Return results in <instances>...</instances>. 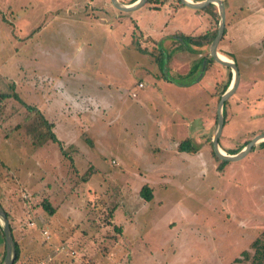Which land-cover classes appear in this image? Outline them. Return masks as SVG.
Here are the masks:
<instances>
[{"label": "rangeland", "instance_id": "obj_1", "mask_svg": "<svg viewBox=\"0 0 264 264\" xmlns=\"http://www.w3.org/2000/svg\"><path fill=\"white\" fill-rule=\"evenodd\" d=\"M243 1L227 12L235 41L218 46L233 53L226 57L240 75L224 103V149L264 133V14ZM109 2L0 0V91L34 106L58 139L31 145L15 128L26 110L16 100L0 103L1 183L16 200L47 197L56 206L20 264L44 255V264H249L244 252L252 255L264 228V148L233 161L213 156L216 106L231 71L213 61L201 77L200 67L185 77L207 48L179 52L169 43L203 34L213 18L206 8L173 10L170 0L129 12ZM87 3L95 16L83 11ZM252 5L264 8V0ZM199 128L190 141L197 150L180 151ZM143 186L151 199L140 196Z\"/></svg>", "mask_w": 264, "mask_h": 264}, {"label": "trees", "instance_id": "obj_2", "mask_svg": "<svg viewBox=\"0 0 264 264\" xmlns=\"http://www.w3.org/2000/svg\"><path fill=\"white\" fill-rule=\"evenodd\" d=\"M133 1H135V0H131L130 2H133ZM165 1L166 0H147L146 3H149L151 6L157 8L159 5H161ZM171 1L174 4L175 8L177 6L178 7L182 6V4L180 3L179 0H171ZM195 1H197V0H195ZM211 7L214 8V10L210 13L211 18H213L212 20L214 22L210 23V28L207 32H205L204 34L196 35V36H174V37H172L173 41L180 42V45L178 47L179 50H181L180 52H182V51L185 52V50H187V47H188V50L191 49V46L199 48V47L209 45V43L213 39L214 35L216 34L217 23H218V13H217V10L215 9V6L213 4H209L208 6H206L204 8L209 9ZM223 33H225V29H224ZM171 45H172V43H171ZM137 48H139V46ZM140 51L143 53L145 52V50L143 48H140ZM159 51H161L160 48H159ZM218 51L220 53H222L223 55L229 57V58H233L232 54H227V53L222 52L220 50H218ZM159 58H161V57H159ZM159 58H157V59H159ZM201 60H202V58H199L193 64V66L189 69L188 75H193L199 69V67L201 66V62H202ZM211 63H213V60L211 58L207 57V62H206L205 67L208 68L211 65ZM164 77L170 81L172 79L168 76H164ZM229 82H230V80L223 86L224 88L220 91V93L226 89ZM5 100L6 101L16 100L24 108V111L26 110L25 116L21 119L20 123L15 125V128L20 129V131H22L24 133V136L30 141L31 145L41 146L43 143H45L48 140H51L53 142L54 141L58 142L57 135L53 131L54 124L52 122L48 121L40 111H38L34 108V106H30V105L25 104L15 94L9 95V93H7L6 91H0V103L4 102ZM224 113H225V111L223 108V115H224ZM215 120H216V116H215ZM210 145H211V141H210ZM178 147H179L180 151L195 152L197 150L196 147L191 145V142L188 139L181 141L179 143ZM242 147H243V145L239 146L237 149L233 150L231 153L233 154V153L238 152ZM212 154L216 159H219L215 155L213 150H212ZM220 161L223 162L222 160H220ZM87 172L89 173L92 171L88 170ZM88 177L85 174H83L81 177H78L77 182H81V181L84 182L88 179ZM4 190L0 186V205L2 206V208L4 209V211L6 213V216L9 220V223H10L11 232H12L13 242H14V246H15V259H14L13 264H19V262L21 261L22 253H21V248L18 245L16 237L14 235V225L12 223L13 217H12L10 211L13 210L14 207L19 206L18 202L19 203L23 202L24 204L22 205V208H23L22 210L25 211V217H27V219L29 221H32L34 223L33 231L36 230L39 232L40 229L44 228L47 225V222L52 217V215L55 213L56 206H53V204L50 202V200L47 197H43V198L38 199L37 201L32 203V202L28 201L29 197H26L23 200L20 198H18V200H16V197L11 195L12 196L11 198H13V200H11L10 197L5 194L7 192V190L5 188H4ZM19 196H21V195H19ZM140 196L143 197L144 199H151L152 193L147 186H143V188L140 191ZM109 204L110 205H108V203H106V205H104V207H105L104 209L106 212V217L104 218V223L110 225L111 220H112L114 213H115L116 205L113 201H110ZM34 209H35V211H34ZM114 230L117 232H121L122 228L119 226L117 227L115 225ZM0 235H1V237L3 239V243H4V237H3V233H2L1 228H0ZM33 241H34V237H33ZM60 246H64V245L61 244ZM60 246H58L55 250L51 249L50 246H47V248H48V250L51 249L53 251H56V254H58V256H61V254L70 256L68 253L58 251L57 249ZM4 250H5V248H3L0 263H1L2 258L4 256ZM251 253H252V255L250 256L248 254V251L244 252V258H245V260H249V264H264V228L262 229L260 237L256 238L252 242ZM70 257H73V256H70ZM44 259H46V256L44 257ZM50 262H51L50 260L46 261V263H50Z\"/></svg>", "mask_w": 264, "mask_h": 264}, {"label": "water", "instance_id": "obj_3", "mask_svg": "<svg viewBox=\"0 0 264 264\" xmlns=\"http://www.w3.org/2000/svg\"><path fill=\"white\" fill-rule=\"evenodd\" d=\"M180 3L191 9H202L209 4H213L217 8L218 23L216 34L208 45V56L216 63L230 69L232 77L226 89L220 95L216 106L215 128L211 138V146L215 155L222 161L239 160L245 156L253 147V145L264 141V133L254 135L238 152L226 153L219 144V137L224 123L223 106L225 101L235 92L239 84V70L233 60L223 57L218 52V43L220 42L225 27V8L221 0H179ZM147 0H135L130 3H123L120 0H110L111 5L118 11L129 12L143 6ZM207 59L202 61L199 75L205 69ZM0 228L4 237V256L0 264H13L15 259V246L13 242L12 232L9 220L2 206L0 205Z\"/></svg>", "mask_w": 264, "mask_h": 264}, {"label": "crops", "instance_id": "obj_4", "mask_svg": "<svg viewBox=\"0 0 264 264\" xmlns=\"http://www.w3.org/2000/svg\"><path fill=\"white\" fill-rule=\"evenodd\" d=\"M110 1V0H109ZM131 0H128V1H125V0H121V2H123V3H129ZM171 1V0H170ZM222 2H223V4H224V8H225V23H226V20H227V12H229V10H231V11H233L232 10V4L235 2V0H221ZM244 3H242L243 5H245V6H252V8H251V12H254V13H257V15H262V14H264V8L263 7H261V6H253L252 5V3H255V0H244L243 1ZM110 3V2H109ZM89 3H87V4H85V6H86V10H85V6H84V8H83V11L86 13V14H88V15H90V16H95V15H92V12H91V10H89L88 9V7H87V5H88ZM171 4L173 5V7H172V9L173 10H176L177 8H180V6L178 7H174V4L172 3V1H171ZM110 5H111V3H110ZM112 6V5H111ZM215 6V5H214ZM237 6H238V4H237ZM186 7V6H185ZM97 8H100V7H97ZM112 8H114L113 6H112ZM115 9V8H114ZM191 9V8H190ZM215 9L217 10V8H216V6H215ZM116 10V9H115ZM214 10V8H209L208 9V11H209V13H211L212 11ZM227 10V11H226ZM111 12H113V11H111ZM114 13V12H113ZM231 13H233V12H231ZM109 15L111 14V13H108ZM109 15H107V16H109ZM211 15V14H210ZM111 16H112V14H111ZM111 16H109L110 18H111ZM246 18V17H245ZM210 22V21H209ZM239 20H238V24H239ZM111 24V23H110ZM231 25H234V23L233 22H231V24H228V23H226V25H225V27L226 28H224L225 29V33H223V36H222V38H221V40L223 39V38H229V36H230V40H231V42L234 40L235 41V39L233 38V35H230V30H229V27H231ZM209 28H210V23H209V25H208V27H207V29L203 32V34L205 33V32H207L208 30H209ZM168 38H166L165 40H167ZM220 40V41H221ZM238 40H239V38H238ZM233 41V42H234ZM152 42V41H151ZM172 42H174L173 44H174V46H175V50H179V44H178V42H175V41H173V38H169V43L171 44ZM168 43V44H169ZM220 43V42H219ZM219 43H218V46H219ZM192 47H194V46H191V49H192ZM195 49L197 48V47H194ZM202 48H207V50H206V53L204 54V55H200V53H198V55L200 56L199 58H202V60L201 61H203L205 58L207 59V57H209L208 56V46H203V47H199V48H197V49H202ZM218 49V48H217ZM190 50V49H189ZM188 50V47H187V50H185V52H187V51H189ZM180 52V51H179ZM219 52V51H218ZM220 53V52H219ZM220 54H222V53H220ZM231 54H232V56L234 57V55H233V53L231 52ZM207 55V56H206ZM225 56V55H224ZM198 58V59H199ZM196 62V61H195ZM194 62V63H195ZM193 63V64H194ZM193 64H192V66H193ZM161 64H159V63H155V67H158V66H160ZM201 65H202V62H201ZM191 66V67H192ZM190 67V68H191ZM206 68V67H205ZM200 69H201V66H200ZM200 69H199V72H198V77H199V73H200ZM165 70H166V68H165ZM204 71H205V69H204ZM203 71V72H204ZM203 75V73L200 75V77ZM163 76H165V74H163ZM186 76H188V74H187V72L185 73V77ZM190 79H192V76L190 77ZM138 81H142L143 83H144V81H143V79H139ZM172 81V80H171ZM176 81H177V79H176ZM141 82V83H142ZM191 83H192V81H190ZM190 82H187V83H183L184 85H186V84H189ZM138 83L139 82H137V84H136V87L140 90V89H143L144 88V86L143 87H138ZM239 84H240V79H239ZM239 84H238V86H239ZM238 86H237V88H238ZM136 87H135V90H136ZM130 94H131V96L132 97H136L137 95L136 94H138V93H136V91H134L132 88H131V91H130ZM132 94H135L134 96L132 95ZM224 108V107H223ZM210 109H211V105H210ZM216 121V120H215ZM224 124V123H223ZM223 128V127H222ZM195 132L192 134V135H190V136H187L185 139H188V140H195L196 141V139L197 138H199V136H201L200 134H198V131H201V128H199L198 130H194ZM221 134H222V130H221ZM254 136V135H253ZM252 136V137H253ZM220 137H221V135H220ZM220 137H219V139H220ZM251 137V138H252ZM250 138V139H251ZM249 139V140H250ZM200 140H201V138H200ZM249 140H246V141H244V142H238L237 144H234V145H231L230 146V148L231 149H224L221 145V148L226 152V153H229V154H232L231 152L233 151V150H235V149H237L239 146H244ZM264 141H261V142H259V143H257V144H255L256 146H258V147H260V149H259V151L261 150V147L262 148H264V143H263ZM220 144V143H219ZM254 146V145H253ZM248 154V153H247ZM246 154V155H247ZM263 154V153H262ZM245 155V156H246ZM263 156H264V154H263ZM244 157V156H243ZM242 157V158H243ZM0 179H2L1 177H0ZM8 182H5V183H1V181H0V186L3 188V190H4V188L6 189V190H8L5 194L7 195V196H9L10 197V199L11 200H13V198H11L12 196H11V194H9V192H11V190H9L7 187H6V184H7ZM5 191V190H4ZM23 208H22V206L21 205H19V206H16V207H14V209L13 210H11L10 211V213H11V215H12V217H13V219H12V223H13V225H14V235H15V237H16V240H17V243H18V245L20 246V248H21V253H22V255H21V261L19 262V264L23 261V259H25L26 258V254L23 252V247L25 246V244L26 243H32V238L35 236L34 234H33V227H34V223L32 222V221H29L28 219H27V217H25V211L24 210H22ZM24 218V219H23ZM46 228H48V226L46 225L45 226ZM43 229V230H46L47 231V229ZM47 233H48V231H47ZM41 234V233H40ZM42 235V234H41ZM48 235H49V233H48ZM43 236V235H42ZM43 239H45L44 238V236H43ZM49 239V238H48ZM53 246H55V245H52L51 244V248L53 247ZM5 246H4V243H3V239H2V237H1V235H0V259H1V257H2V252H3V248H4ZM65 247V246H64ZM57 248V247H56ZM55 248V249H56ZM66 248V247H65ZM64 253H68L69 255H71L70 254V251L68 250V248H66V250H64L63 251ZM74 252V251H73ZM46 261V259H44V257L42 258V260L38 263V264H44V262ZM46 263V262H45ZM35 264H37V263H35Z\"/></svg>", "mask_w": 264, "mask_h": 264}, {"label": "built area", "instance_id": "obj_5", "mask_svg": "<svg viewBox=\"0 0 264 264\" xmlns=\"http://www.w3.org/2000/svg\"><path fill=\"white\" fill-rule=\"evenodd\" d=\"M138 87L139 88L140 87H143V83L139 82L138 83ZM132 95L134 96L135 94H132ZM42 235L44 236L45 239H48L49 238V235H48V233H47L46 230H42ZM57 250L63 252L64 250H66V248L64 246H60ZM70 254H73V252L70 251Z\"/></svg>", "mask_w": 264, "mask_h": 264}, {"label": "bare ground", "instance_id": "obj_6", "mask_svg": "<svg viewBox=\"0 0 264 264\" xmlns=\"http://www.w3.org/2000/svg\"><path fill=\"white\" fill-rule=\"evenodd\" d=\"M220 55H222L223 57H225L223 54H220Z\"/></svg>", "mask_w": 264, "mask_h": 264}]
</instances>
